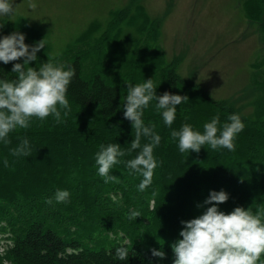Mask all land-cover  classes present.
I'll return each instance as SVG.
<instances>
[{"label": "trees", "instance_id": "1", "mask_svg": "<svg viewBox=\"0 0 264 264\" xmlns=\"http://www.w3.org/2000/svg\"><path fill=\"white\" fill-rule=\"evenodd\" d=\"M242 4L249 22L261 32L263 49L261 58L251 64L253 92L244 100L217 99L198 85L184 86L179 61H163L160 22L138 0L112 11L103 31L99 23H92L71 43L67 52H81L61 66L75 69L67 92L74 111L61 123L51 116L43 122L33 119L28 129L9 135L10 144L0 142V249L4 250L0 264H173L171 245L181 239V221L203 214L211 191L228 194L227 202L217 205L226 214L236 207H251L254 213L264 208V0H242ZM11 25L7 18L0 20V37L14 32ZM126 27L135 30L127 42V60L120 43ZM26 37L30 45L40 40L33 33ZM44 50L48 51L46 45ZM137 50L140 56L132 54ZM83 51H92L87 55L101 63L113 62L125 72L119 76L102 67L89 72ZM6 73L7 80L15 78L11 70ZM159 74L164 86L154 85L157 96L169 92L188 100L177 106L171 128L157 112L155 100L143 110L145 126L153 128L161 141L153 149L157 167L152 182L141 192L143 177L129 169L127 161L151 140L142 136L140 148L130 150L135 130L123 116L124 104L129 85ZM231 114H239L244 124L234 139L235 151L205 145L199 154L181 153L178 141L170 137L185 123L203 133L204 124L216 116L222 128ZM24 138L31 145L30 155L13 157L11 150ZM109 144H119L125 155L110 172L118 182L105 183L98 175L96 154L101 145ZM57 190L70 193L68 202H55ZM47 199L53 203H45ZM133 212L139 217L129 219ZM122 246L128 253L123 261L116 258V249ZM152 249L162 250L165 258L153 257ZM258 264H264V255Z\"/></svg>", "mask_w": 264, "mask_h": 264}, {"label": "clouds", "instance_id": "2", "mask_svg": "<svg viewBox=\"0 0 264 264\" xmlns=\"http://www.w3.org/2000/svg\"><path fill=\"white\" fill-rule=\"evenodd\" d=\"M30 7L35 8L36 5L31 4ZM13 13L10 0H0V16H10ZM25 39V35L20 32L0 37V63H12L11 72L16 74L11 80L0 79V142L4 145L11 143L9 135L12 132L28 129L33 119L43 122L51 116L57 123H61L71 112L67 92L75 76V69L68 66L64 70L63 66L54 65L50 61L42 63L39 69L30 67L37 60V53L45 48L44 39L31 46L25 43ZM20 60L23 63L17 62ZM153 100L157 102L155 108L162 115L164 124L171 128L176 118L177 106L188 100V97L169 92L157 96L152 79L128 86L123 116L135 130L130 150L140 148L142 136L151 140L134 159L127 161V167L143 177L138 185L141 192L152 182L154 169L157 167L153 149L161 141V137L153 128L145 126L142 119L143 110ZM228 121L222 128H218L219 116L213 117L211 122L204 124L203 133L194 131L191 125L185 123L179 130H172L170 137L178 141L181 153L199 154L205 145L212 150L223 148L235 151L234 139L243 131L244 124L239 114L229 115ZM30 153L31 145L27 138L22 139L11 150L13 157H27ZM124 155L119 144L100 146L96 154V165L98 175L104 178L105 183L118 182V177L110 175V172L120 162L118 157ZM4 166H9L7 159L4 160ZM69 197L67 190H57L54 199L56 203H66ZM228 199V194L223 190L211 191L204 201V205L209 206L203 214L181 221V239L171 245L173 264H258L264 255V208H258L254 213L251 207L247 210L236 207L226 214L217 205L226 203ZM45 203L51 205L53 200L47 199ZM139 215L138 212H133L129 219ZM151 253L153 257L165 258L162 250L152 249ZM127 255L125 247L116 249L117 259L126 260Z\"/></svg>", "mask_w": 264, "mask_h": 264}, {"label": "rangeland", "instance_id": "3", "mask_svg": "<svg viewBox=\"0 0 264 264\" xmlns=\"http://www.w3.org/2000/svg\"><path fill=\"white\" fill-rule=\"evenodd\" d=\"M131 1L10 0L14 13L10 16H0V20L9 19L12 30L25 37L33 33L37 39L40 37L38 41L44 39L48 51L42 49L38 52L37 60L30 64V67L39 69L42 63L49 61L61 66L81 52L67 51L71 49V43L82 36L92 23H99L103 31L111 19L112 11L129 7ZM138 2L147 9L153 20L160 22L158 43L164 51L163 61H179L177 71L185 80L184 86L198 85L217 99L244 100L251 96V64L262 55L263 49L261 32L249 22L242 0ZM31 4L36 7H30ZM134 33L133 27H126L121 33L120 43L126 48V60L130 56L127 42ZM25 43L30 45L27 37ZM97 43L99 42H95ZM83 52V55L86 54L84 60L88 58L86 65L89 72L100 67L119 76L125 72L124 68L113 62L104 60L101 63L92 54L87 55L92 51ZM140 53L137 50L132 54L140 56ZM146 56L149 58L151 53ZM17 62L23 63V60ZM12 67V63H0V79H7L6 71L12 70ZM131 72H134V69ZM148 77L155 79V86H164L162 74L148 75L146 78ZM141 83L143 82L138 79L137 83L132 84L135 86ZM73 111L71 109V112Z\"/></svg>", "mask_w": 264, "mask_h": 264}]
</instances>
